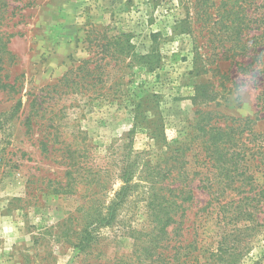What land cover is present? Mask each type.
<instances>
[{
    "label": "rangeland",
    "instance_id": "obj_1",
    "mask_svg": "<svg viewBox=\"0 0 264 264\" xmlns=\"http://www.w3.org/2000/svg\"><path fill=\"white\" fill-rule=\"evenodd\" d=\"M263 4L0 1L14 25L0 24V264H135L128 230L78 244L120 186V162H158L167 146L180 148L192 197L179 214L201 248L192 264H264ZM201 127L221 135L228 158L250 149L227 181L220 162L197 169L208 181L192 175ZM133 208L121 217L134 226L144 215Z\"/></svg>",
    "mask_w": 264,
    "mask_h": 264
},
{
    "label": "trees",
    "instance_id": "obj_2",
    "mask_svg": "<svg viewBox=\"0 0 264 264\" xmlns=\"http://www.w3.org/2000/svg\"><path fill=\"white\" fill-rule=\"evenodd\" d=\"M0 1L4 4V0ZM5 8L4 6L0 7V24L13 28L14 25L10 24L12 13H8ZM262 8L261 21L264 25V4ZM253 71L255 72L254 69ZM254 75L260 77L258 82L261 85L262 96H264V60L261 62V68ZM199 131V138H202V141L196 146L197 150L200 148V151L204 152L205 158L196 165V170L193 169L192 175L201 176L208 181L210 178L206 174L210 173L208 169L210 163L219 164L220 162L218 178L227 181L230 177L229 174L237 171L235 170L237 167L235 161L239 159V162H243L244 155H248L250 149L248 147L243 149L245 146L241 144L242 154H233L234 152H232L233 156L228 158V152L225 149L226 141H223L219 133L214 137L212 135L213 130L206 127L199 128ZM207 136L208 139L204 140ZM218 141L222 142L217 144ZM171 147L167 146L166 148L170 156L155 163L142 159L139 154H133L131 159L120 162L119 174L117 175L120 186L116 190L111 188L109 192L112 194V198L109 202L100 205V210H95L93 214L87 217L88 222L82 231L84 236L78 244L81 249L89 244L92 235L98 230L116 227L119 230H128L129 237L136 245L134 251L135 264H192L194 253L201 248L198 249L195 246V241L192 238L186 239L191 227L185 228V223L179 220L183 204L191 200L192 197L190 192L184 194L181 187L180 178L183 174L178 154L180 148L171 149ZM200 151L198 150L197 154ZM252 157L251 154L250 159L247 160L250 165L253 162ZM230 159L234 161L233 165L227 163V160ZM250 165L247 167L248 169L246 168L247 171L251 169L252 166ZM260 165L259 171L264 175V155L260 158L259 167ZM68 167L70 169L75 168L74 162L70 161ZM229 167L233 168L234 171ZM200 168L205 170L206 174L197 171ZM253 173H248L246 176L249 183L254 180ZM68 174L70 173L68 172ZM184 175L188 177L189 173L185 172ZM212 202L209 204L210 206ZM133 203V209H138L144 215L143 222L134 226L126 224L121 217L123 210ZM181 214L183 215V212ZM181 214L180 217H182ZM235 218L238 222L252 220L251 216H246V214H241Z\"/></svg>",
    "mask_w": 264,
    "mask_h": 264
}]
</instances>
